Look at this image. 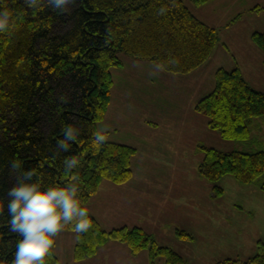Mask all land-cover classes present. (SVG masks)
I'll list each match as a JSON object with an SVG mask.
<instances>
[{
  "label": "trees",
  "instance_id": "1",
  "mask_svg": "<svg viewBox=\"0 0 264 264\" xmlns=\"http://www.w3.org/2000/svg\"><path fill=\"white\" fill-rule=\"evenodd\" d=\"M201 6L210 0H190ZM11 12L8 27L0 31V197L19 172L35 170L33 180L45 185H67L77 177L79 198L88 208L103 181L122 185L132 180L137 149L105 138L94 144L98 125L109 110L113 90L112 69L124 65L121 54L157 64L167 73L191 74L201 68L219 43L218 30L198 18L185 0H65L57 9L49 0L30 6L28 0H0V11ZM264 52V32L252 35ZM209 126L229 141L251 138V122L264 118V91L253 88L239 68H219L214 90L195 105ZM72 125L76 140L67 151L60 148L65 128ZM200 175L224 192L222 178L258 184L264 192V150L223 151L202 145ZM79 164L66 169L65 159ZM261 178V179H260ZM92 226L83 233L70 223L62 230L76 235L74 259L97 256L110 242L129 247L137 256L150 253L151 264H186L169 246L159 245L142 227L105 229L89 212ZM5 205L0 212V260L11 264L19 234L10 230ZM180 235L192 236L185 231ZM56 240V237H54ZM162 258V259H161ZM47 264H59L55 253ZM216 264H264V244L253 257L227 259Z\"/></svg>",
  "mask_w": 264,
  "mask_h": 264
},
{
  "label": "rangeland",
  "instance_id": "2",
  "mask_svg": "<svg viewBox=\"0 0 264 264\" xmlns=\"http://www.w3.org/2000/svg\"><path fill=\"white\" fill-rule=\"evenodd\" d=\"M240 3L246 9L258 4L261 11H246L231 29L218 28L221 41L229 42L233 48H244L246 40L252 38L249 31L264 32V0H240ZM224 51L228 56L224 59L217 55L216 61L229 66L225 62L233 58L229 56L228 50ZM121 58L125 65L112 69L113 93L117 103H120V95L124 93L134 94L133 98L143 92L150 93L154 98L146 101L151 102L156 113L152 112L147 118L151 116L153 122H158L161 127L159 135L155 137L170 141L172 137L176 141H171L168 146L166 142L165 149L158 148L153 139L148 142L146 132L137 134L135 128L131 127L140 126L138 119L144 118L146 114L142 111L134 115L138 119L123 121L126 129L114 138L132 143L137 148L138 152L132 161L134 181L127 188L114 186L115 189L110 190L105 184L99 188V197H96L100 200L99 211L104 219L101 225L108 230L127 225L130 228L142 227L154 235L159 245L169 246L183 256L186 264H216L227 259L247 260L253 257L258 252L259 242L264 244V192L258 184H243L232 176H226L219 182L224 192L216 196L214 184L200 175L199 166L204 153L199 147L206 144L207 147L227 152L264 150V118L252 120L250 139L240 142L225 140L218 132L208 128L204 114L201 113L202 117L197 116L195 107L194 110L191 108L193 102H199L214 90V80L213 83H203L199 90V74L203 72L190 75L166 72V78L162 69L160 75L152 68L154 63L136 61L124 54H121ZM256 59L254 57L256 65L255 72L251 70V84L264 91V67L262 61L259 63ZM139 61L140 67L136 70ZM132 69L139 73L135 79L129 78L134 74ZM245 74L250 82L248 73ZM115 109L111 113L112 119L99 124V129L107 130L121 125L114 114ZM187 112L195 113L197 120L192 121ZM188 123L190 127L193 125L195 132L190 131L189 126L184 127ZM190 139L197 142L198 146L191 145ZM158 140L155 142L158 143ZM179 231L187 232L192 239L180 235ZM56 239L57 250L62 248L64 254L60 256L70 258L74 250L71 244L75 243V233L61 230ZM144 251L139 260L131 264H150V253ZM100 257L106 264H126L123 258L119 260L116 257L115 251L107 259L102 253ZM156 264H164V260Z\"/></svg>",
  "mask_w": 264,
  "mask_h": 264
},
{
  "label": "crops",
  "instance_id": "3",
  "mask_svg": "<svg viewBox=\"0 0 264 264\" xmlns=\"http://www.w3.org/2000/svg\"><path fill=\"white\" fill-rule=\"evenodd\" d=\"M185 2L189 6L191 11L198 18H200L203 22L207 23L208 25L214 27L218 31H219V29H218L219 27L220 28L227 27V29L233 28V26L236 25V22L238 20L242 19L241 17H242V15H245L246 11H247V13H251V12L254 13L257 11L259 13L261 11L258 4H256L253 7H249L247 9H246V7H242V3H240V0H228V2H224V0H210L201 6L193 4L190 0H185ZM222 20H224V21H222ZM249 33H251V37H252V35L255 33V31L254 32L249 31ZM218 35H219V43H218L217 47L215 48L213 54L211 55V57L207 61V63H205L201 68H199L193 72L194 74H198L200 72H203V73L199 74L200 78H199V81L197 84V88L199 90H201L203 83H207L208 81H209V83H211V82L213 83V80H214V84H215V73L219 68H225L228 70H233L235 68H239L244 77L246 76L245 72H247L248 78L250 79V82L247 78H245V79L253 87V85L251 84V82L253 81V80H251V78L253 77V73L251 72V70L254 71L255 65H256V63H254V57H257L256 62L258 60H259V63H260V61H262L261 65H262V67H264V52L255 44V42L253 41L252 38L246 40V43H245L246 45L244 46V48L240 47V46H237V48H233L232 46L230 47L229 42L224 43V40H223V42L221 41L219 32H218ZM252 41H253V43H252ZM224 50H228L229 56H232L231 58H233V59H231V61L225 62V64L229 65V66L221 65L219 62L216 61L217 55L222 56L224 59L226 58L225 56L227 54ZM140 61L137 62L136 70H137V68L140 67V66L138 67V64L140 63ZM213 61H214V63H212ZM123 62H124V60H123ZM145 62H147V61H145ZM150 64H152V62H150ZM124 65H125V63H124ZM143 65H145V64H143ZM151 66L154 70H156V72L158 74H160V75L165 74V76H166V72L163 69L162 70L165 73L161 74V72H163V71H161V68L157 64L154 63ZM118 68H120V67H118ZM141 69H144V68L141 66ZM202 70H204V71H202ZM132 71H133V69H132ZM133 73L134 74L130 75L129 78L135 79L138 77L139 73H136L135 71H133ZM187 75H190V74H187ZM166 78H167V76H166ZM155 81L156 80H154L153 82H155ZM253 88H255V87H253ZM255 89L259 90L258 88H255ZM132 96L134 97V94L128 93L127 95H125V93H124L123 96L120 95V103H117V100H116L114 93H113V90H112V98H111V104H110L109 110L107 112L105 119L102 122H100L99 124H102L104 122L109 121V119H112V117H111L112 110H113V108H116L115 109L116 113H114V114H115L116 118H119V123H121L122 126L121 125H115L112 128H108L107 130H101V129H99L100 125H98V129L100 130L99 132L104 134L105 138L109 141H114V142H118V143H122V144L131 145L132 143L120 142L121 140H118V138L116 140L114 137H115V135L117 137H119L120 133L126 129L124 127L125 125L123 124L124 120L134 119V118L138 119L137 117H134V115L139 114L142 111L143 113H146V114H145L144 118L138 119L141 122V123H139L140 126L139 127H134V126L131 127V128H135V131L137 132V134L146 132L145 134H146V138H148V142L151 141V139H153L154 143L156 145H158V148H160V147L164 148L165 147L164 144L166 142H167V146H168L171 141H176L172 137H170L171 141L166 140V138L163 140H161V139L158 140L155 137V136L159 135L158 131L161 130L160 129L161 127L159 128L158 122H153V120H152L153 118H150L151 116L149 118H147V115H149V114L151 115L152 112H154V114H155L156 112L153 110L151 102L146 101L147 99L154 98V96L150 95V93H145V92L138 94V96L135 98H133ZM138 99H141V100H138ZM196 103H197V101L193 102V104H191V108L193 110H194ZM187 114H188V117L190 119H192V121L195 122L197 120V117L194 116L195 113L193 114V113L187 112ZM196 114H197V116H201V113L196 112ZM198 114H200V115H198ZM205 119H206L205 121H206L208 128L211 129L209 126L208 119L206 117H205ZM188 122H189V119H188ZM186 126H189V123H188V125H184V127H186ZM188 129L190 131L195 132L193 125H192V127L189 126ZM172 131H174V130H172ZM184 133L185 132H183L182 135ZM134 134H136V133H134ZM156 140H158V143L155 142ZM181 140H184V138H181ZM190 143H191V145H194V146L197 145L198 146V143L191 141V139H190ZM132 146H133V144H132ZM210 147H212V146H210ZM134 174H135V172H134ZM133 181H134V176H133L132 180H130L128 183H125L122 185H117V184H114L110 181H107V182L104 181V182H102L100 189L102 188V186L104 187V184L110 190L115 189L114 186H116L117 188H122V187L127 188V186H131L130 184H132ZM112 184H114V185H112ZM100 189H99V191H100ZM133 190L137 191L136 188H133ZM98 192L89 201L88 210L91 214H93L99 220L100 223H102V221L104 219L100 215V211H99L100 200H99V198H97V197H99ZM63 236H66V235H63ZM75 244H76V235H75V243L71 244V245H74V248H75ZM100 250L101 251L98 252L97 256H95L91 259L84 260V261H76V262L74 260V262H73L74 250H73L70 258L60 256V255H64V254L62 252V248L59 249V251L57 250V239H56L55 253L57 254V256L59 258V264H106L105 261L102 262L103 259L100 260L101 253L107 259V256L112 254L113 251H115L116 257L119 260H121L123 258L126 264H131V262H137L139 260L138 258L142 254V252H141L139 255L134 256V255H132V253H131V251L127 245L122 244V243H118V242H110V243L106 244L105 246H103ZM143 252H145V251H143ZM148 254H149V252H148ZM63 257H64V259H63ZM150 264H151V262H150Z\"/></svg>",
  "mask_w": 264,
  "mask_h": 264
},
{
  "label": "clouds",
  "instance_id": "4",
  "mask_svg": "<svg viewBox=\"0 0 264 264\" xmlns=\"http://www.w3.org/2000/svg\"><path fill=\"white\" fill-rule=\"evenodd\" d=\"M39 0H28L30 6ZM53 7L60 9L65 0H49ZM11 12L0 11V31L8 27ZM72 125L65 128L66 135L59 141L65 151L70 147L69 141L76 140L71 132ZM94 144L105 140L104 135L95 134ZM66 169L71 170L79 164L76 157L65 159ZM12 168L19 172L16 183L7 192V199L0 197V212L5 205L10 214V230L19 234L16 242L14 259L11 264H47L56 247L54 237L68 224H72L78 233L86 232L92 221L88 208L82 206L79 198L80 188L75 182L77 177L67 185H45L43 180H33L35 170H23L21 161H13ZM0 264H6L0 260Z\"/></svg>",
  "mask_w": 264,
  "mask_h": 264
}]
</instances>
